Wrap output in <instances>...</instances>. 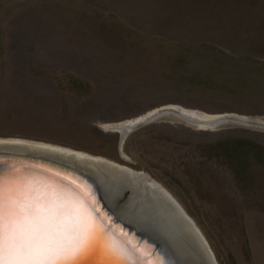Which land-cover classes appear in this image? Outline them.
I'll return each instance as SVG.
<instances>
[{
    "label": "rangeland",
    "instance_id": "obj_1",
    "mask_svg": "<svg viewBox=\"0 0 264 264\" xmlns=\"http://www.w3.org/2000/svg\"><path fill=\"white\" fill-rule=\"evenodd\" d=\"M169 106L264 122V0H0V140L145 172L217 264H264V129L105 128Z\"/></svg>",
    "mask_w": 264,
    "mask_h": 264
},
{
    "label": "bare ground",
    "instance_id": "obj_2",
    "mask_svg": "<svg viewBox=\"0 0 264 264\" xmlns=\"http://www.w3.org/2000/svg\"><path fill=\"white\" fill-rule=\"evenodd\" d=\"M165 109L175 112L172 119L179 120L177 116H181L184 121L186 119L195 122L196 127L193 129L198 131H202L201 129L213 131L215 124L224 117H237L242 119V122L248 120L246 117L237 115H207L178 106H169L149 111L131 120L109 124L105 128L123 137L131 131V127L136 123ZM252 122L255 124L264 123L258 119ZM124 139L123 137L120 141V147ZM2 141L12 145L10 148L12 151L42 157L51 163H55L47 166L73 180L76 183L75 188L77 189L79 186L78 189L85 194L87 203L92 204L97 210H104V218L109 220L114 216V213L118 218L117 229L123 230L125 235L127 234L126 231H131L130 243H132L133 248L135 247L139 256L142 255L147 259L148 264H161V262L171 264L166 249L157 246L155 241L149 238H155L159 235L171 242L170 244L173 246V248L170 247L171 252L179 258L180 262L186 264L204 263L202 257L204 252L195 237L197 234L183 221L184 216L190 221L192 220L165 190L148 179L145 172H134L127 167L100 157L48 144L16 139L0 140V142ZM65 166L66 168H63ZM83 193H81L82 196ZM72 194L74 197V193ZM107 211L109 212L107 213ZM120 222L124 223L125 226L122 227ZM195 228L198 230L196 226ZM198 232L201 234L199 230ZM155 250L156 252L153 253Z\"/></svg>",
    "mask_w": 264,
    "mask_h": 264
},
{
    "label": "snow or ice",
    "instance_id": "obj_3",
    "mask_svg": "<svg viewBox=\"0 0 264 264\" xmlns=\"http://www.w3.org/2000/svg\"><path fill=\"white\" fill-rule=\"evenodd\" d=\"M105 234L83 199L48 180L0 170V264H76Z\"/></svg>",
    "mask_w": 264,
    "mask_h": 264
},
{
    "label": "water",
    "instance_id": "obj_4",
    "mask_svg": "<svg viewBox=\"0 0 264 264\" xmlns=\"http://www.w3.org/2000/svg\"><path fill=\"white\" fill-rule=\"evenodd\" d=\"M174 113H175L174 111L169 110V109L155 112L147 116L144 120L136 123L133 127H131V131L143 125H146L149 123H155V122L156 123L158 122L182 123V124L189 125L190 127H193V128L196 127L195 122H191L184 118L186 121L185 122L183 120V117L181 116L180 117L177 116V119L179 120L172 119ZM241 120L242 119H239L237 117H232V116L224 117V119L220 120V122L215 124V126L213 127V130H218V129L230 127V126H247V127H254L256 129H264V123L255 124L254 122H252L253 119L251 118H248V120L244 122H242ZM128 133H126L125 136L123 135V137L125 138ZM123 137L119 135V142L123 139ZM11 147L12 145H8V143H3V141L0 142V160L4 162L2 165H0V170H3L6 174L9 171H11L17 175L34 176L38 179L48 180L50 182H53L63 187L67 191L74 193V197L83 198V201L86 204L92 206V204H89L87 203V201H85V194L78 189L79 186H77L78 187L77 189L75 188L76 183L73 182V180L68 178V176L64 175L63 173H60L59 171H55L54 169L47 166V165L55 164V163H51L50 161H47L46 159H43L42 157L32 156L29 154L17 153L15 151H12L10 149ZM63 168H66V166ZM67 169L71 170L69 167H67ZM81 193H83V196L81 195ZM92 207L95 209V214L98 218V221L103 225V228L106 234L101 239V241L98 242L91 249L90 252H88L86 255L81 256L76 261V264H148L147 259L143 257L142 255L139 256V254L136 252L135 247L133 248L132 243H130L129 237H131V231L129 232L126 231L127 234L125 235L124 234L125 232H123V230L120 231V229H117V226H118L117 225L118 218H116L117 216L113 212H110V213H113L114 216L111 219L107 220V218H104L103 216L104 210L102 209L97 210L96 207L94 206ZM109 211H107V213ZM183 221L190 227V229H192V231H194L195 234H197L195 236L196 240L199 242V246L202 248L204 252L203 254L201 253L203 257V262H204L203 264H217L215 257L208 243H206L204 238L195 228L192 221H190L185 216H184ZM120 224L123 225L122 227L125 226V224L122 222H120ZM149 238L155 241L157 246L159 245L163 247V249L164 248L166 249V252L168 253L167 257L170 259L171 264H186L185 262H180L179 258L173 255L170 249V247L173 248L172 244H170L171 242L163 238V236L159 235V236H156L155 238H152V237H149ZM139 244L141 245L140 240H139ZM111 246L119 247L120 249L123 250L125 255L124 256L115 255L111 251ZM154 252H156V250L153 251V253Z\"/></svg>",
    "mask_w": 264,
    "mask_h": 264
}]
</instances>
